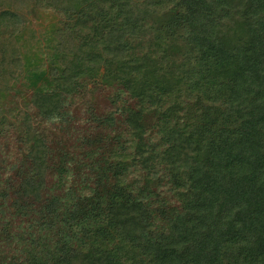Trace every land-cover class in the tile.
Listing matches in <instances>:
<instances>
[{
    "label": "trees",
    "instance_id": "16d2710c",
    "mask_svg": "<svg viewBox=\"0 0 264 264\" xmlns=\"http://www.w3.org/2000/svg\"><path fill=\"white\" fill-rule=\"evenodd\" d=\"M27 1L0 0V264H264V0H40L37 60Z\"/></svg>",
    "mask_w": 264,
    "mask_h": 264
},
{
    "label": "rangeland",
    "instance_id": "374dc122",
    "mask_svg": "<svg viewBox=\"0 0 264 264\" xmlns=\"http://www.w3.org/2000/svg\"><path fill=\"white\" fill-rule=\"evenodd\" d=\"M2 6H0V9ZM19 9L22 11L21 15L27 20L25 24L19 25V31L15 37L19 39L20 49L22 51H30L35 53L36 60L40 58V53L42 51V46L44 44V37L46 30H49L51 26H54L60 19V14L54 9L47 7L43 1L31 0L27 1V4L20 5ZM1 12V10H0ZM51 25V26H50ZM59 25H55L54 29L59 28ZM52 40H55V36H52ZM17 89L23 92L24 97H28L33 91L30 86L27 87V83L23 79L16 80ZM36 81V85L40 86L41 82ZM115 87H105L99 85L96 89L90 90L89 94L86 96V103L91 106L98 114L105 112H111L115 110L118 102L114 101ZM79 114H82L81 112ZM2 141L3 139L0 138Z\"/></svg>",
    "mask_w": 264,
    "mask_h": 264
}]
</instances>
